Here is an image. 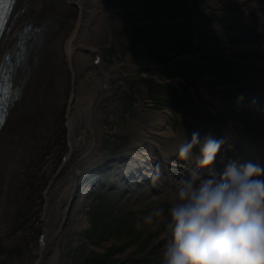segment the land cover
<instances>
[{
	"label": "rangeland",
	"instance_id": "374dc122",
	"mask_svg": "<svg viewBox=\"0 0 264 264\" xmlns=\"http://www.w3.org/2000/svg\"><path fill=\"white\" fill-rule=\"evenodd\" d=\"M104 3L110 12L104 26L105 35L99 42V52L105 69L111 73L110 93L99 109L103 113L104 127L99 150L80 170L79 176L86 177L97 164L131 150L134 146L133 123L147 118L148 113L172 108L173 137L156 139L154 145L178 143L181 138L184 142L189 141L199 129L197 125L184 121L186 114L206 124L203 107L211 99L222 109L224 98L220 92L227 81L229 85L238 84L235 88L241 89L246 99L252 91H257L254 87L257 83L251 86L250 82L264 80V44L257 45L250 52L238 50L236 46L241 43L236 38L217 47L219 31L225 29L220 24H233L228 23L230 12L250 11L246 26L254 29L250 24L264 22V0H240L238 3L222 0H105ZM208 51H217L219 57L209 59ZM238 58H243L244 62ZM214 64H219L217 69ZM218 72L224 74L218 76ZM176 78L183 81L177 88L163 83ZM235 88L234 93H237ZM243 103L244 108L249 107ZM220 116L224 118L225 113ZM260 122L256 128L262 134V117ZM217 123L220 124L216 120L212 122L215 128H218ZM146 153L150 159H159L155 151ZM98 173L107 185L93 187L88 196V207L82 209L77 202L84 179L83 182L77 177L73 179L75 188L67 219L61 227L59 264H163L167 242L166 217L152 227L137 229L135 225L137 219L152 208H167L176 187L171 189L163 185L160 191L154 192L145 184L120 194L118 189H108L114 182L112 170L104 169ZM39 194L33 198V210L37 212ZM78 216L83 217L84 224H78ZM37 218L35 226H38L40 216Z\"/></svg>",
	"mask_w": 264,
	"mask_h": 264
},
{
	"label": "bare ground",
	"instance_id": "6f19581e",
	"mask_svg": "<svg viewBox=\"0 0 264 264\" xmlns=\"http://www.w3.org/2000/svg\"><path fill=\"white\" fill-rule=\"evenodd\" d=\"M104 1L19 0L4 34L0 62L13 42H23L26 50L16 71L17 97L0 132V264H59L61 227L68 216L73 179L84 178L78 174L95 157L104 131L99 109L109 97L111 76L99 52L110 12ZM230 13L228 23L249 24L250 11ZM250 25L264 33V22ZM24 27L30 32L18 38ZM256 48L253 44L236 46L249 52ZM216 52L208 51L209 59L219 57ZM169 113L152 111L133 123L135 153L150 146L163 155L151 161L140 153L139 161L151 166V173L172 160L179 148L168 142L162 147L153 143L173 137ZM257 149L260 156L255 164H260L264 148ZM196 157L193 151L189 163L179 162L192 166ZM221 168L216 165L213 171L218 174ZM181 177L174 172L168 180L177 187ZM39 192L37 212L33 198ZM39 216L41 223L35 226ZM77 219L84 224L83 217Z\"/></svg>",
	"mask_w": 264,
	"mask_h": 264
},
{
	"label": "clouds",
	"instance_id": "9594fccd",
	"mask_svg": "<svg viewBox=\"0 0 264 264\" xmlns=\"http://www.w3.org/2000/svg\"><path fill=\"white\" fill-rule=\"evenodd\" d=\"M199 143L193 133L180 144V160L191 161ZM223 144L206 137L196 166H212ZM261 175L264 169L251 162L239 168L229 163L219 177L193 171L178 183L167 208H152L135 226L152 227L166 217L163 264H264V180L255 178Z\"/></svg>",
	"mask_w": 264,
	"mask_h": 264
},
{
	"label": "snow or ice",
	"instance_id": "6c2138e0",
	"mask_svg": "<svg viewBox=\"0 0 264 264\" xmlns=\"http://www.w3.org/2000/svg\"><path fill=\"white\" fill-rule=\"evenodd\" d=\"M8 2L9 4H12L14 3V0H8ZM11 102V86L9 85L7 90L0 89V126H2L5 121L8 114L7 109Z\"/></svg>",
	"mask_w": 264,
	"mask_h": 264
}]
</instances>
